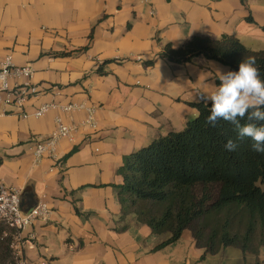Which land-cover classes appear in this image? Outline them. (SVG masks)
<instances>
[{"label": "crops", "instance_id": "crops-1", "mask_svg": "<svg viewBox=\"0 0 264 264\" xmlns=\"http://www.w3.org/2000/svg\"><path fill=\"white\" fill-rule=\"evenodd\" d=\"M263 26L264 0H0V60L31 64V82L43 90L21 110L0 104V178L51 207L24 232L36 235L24 252L32 264L215 263L189 229L154 250L169 234L133 214L122 220L112 184L122 183L124 155L183 129L197 114L191 103L233 70L202 55L171 62L160 57L165 45L229 34L259 51ZM46 103L53 106L33 116ZM70 103L94 107L95 126L84 124L87 109H62ZM58 116L77 128L53 157L36 161L34 145Z\"/></svg>", "mask_w": 264, "mask_h": 264}, {"label": "trees", "instance_id": "trees-1", "mask_svg": "<svg viewBox=\"0 0 264 264\" xmlns=\"http://www.w3.org/2000/svg\"><path fill=\"white\" fill-rule=\"evenodd\" d=\"M248 20L253 21L251 16ZM200 55L233 70L244 57L255 56L264 79V49L251 50L229 34L194 36L178 48L168 43L160 57L187 63ZM191 105L197 115L183 129L124 155L117 170L122 183L112 184L121 219L133 214L154 234H169L154 250L176 242L189 229L204 254L215 255L227 247L257 254L264 245V189L259 184L264 181V153L254 152L250 139L237 140L228 122L220 121L215 128L206 125L210 102ZM228 139L236 141L235 151L225 150ZM5 231L0 226V264H17Z\"/></svg>", "mask_w": 264, "mask_h": 264}, {"label": "built area", "instance_id": "built-area-1", "mask_svg": "<svg viewBox=\"0 0 264 264\" xmlns=\"http://www.w3.org/2000/svg\"><path fill=\"white\" fill-rule=\"evenodd\" d=\"M34 69L31 64L16 65L11 54L0 60V104L23 109L26 102L39 95L43 90L39 85L31 82ZM53 105L44 104L33 113L35 117H41ZM87 109L88 116L84 122L86 125L95 126V108L86 107L82 103H70L62 107L66 112ZM7 111L0 112V116ZM27 117L28 114H23ZM74 124H69L63 118H56L55 130L46 138L37 141L34 145V157L36 161L45 156L53 157L57 144L61 139L70 138L76 130ZM58 165V164H57ZM22 190L7 185L0 178V223L6 228L4 236H11V248L17 264H32L25 256L26 248L35 246L36 235L33 232L24 233L27 228L39 219L50 216L51 207L45 199H39L37 205L29 212L24 213L20 206Z\"/></svg>", "mask_w": 264, "mask_h": 264}, {"label": "clouds", "instance_id": "clouds-1", "mask_svg": "<svg viewBox=\"0 0 264 264\" xmlns=\"http://www.w3.org/2000/svg\"><path fill=\"white\" fill-rule=\"evenodd\" d=\"M217 89L201 95L206 105L210 102V114L205 123L213 128L220 121L230 123L237 133V140L250 139L256 153H264V79L255 56H247L239 62L238 70L221 71ZM238 147L228 139L225 150Z\"/></svg>", "mask_w": 264, "mask_h": 264}, {"label": "rangeland", "instance_id": "rangeland-1", "mask_svg": "<svg viewBox=\"0 0 264 264\" xmlns=\"http://www.w3.org/2000/svg\"><path fill=\"white\" fill-rule=\"evenodd\" d=\"M195 116H193L189 120L193 119ZM259 184L264 189V181H260ZM0 226L3 225L0 223ZM216 256L217 257H213L212 260L215 263L212 264H264V245L260 247L257 254L242 253L236 247H227Z\"/></svg>", "mask_w": 264, "mask_h": 264}, {"label": "water", "instance_id": "water-1", "mask_svg": "<svg viewBox=\"0 0 264 264\" xmlns=\"http://www.w3.org/2000/svg\"><path fill=\"white\" fill-rule=\"evenodd\" d=\"M38 203L36 193L34 190L26 191L22 190L20 197V206L24 213H29Z\"/></svg>", "mask_w": 264, "mask_h": 264}]
</instances>
